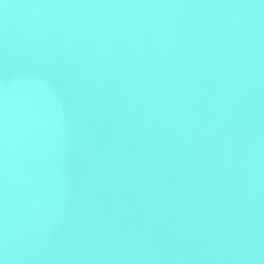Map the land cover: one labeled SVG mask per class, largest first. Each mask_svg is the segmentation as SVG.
<instances>
[{
  "label": "water",
  "instance_id": "1",
  "mask_svg": "<svg viewBox=\"0 0 264 264\" xmlns=\"http://www.w3.org/2000/svg\"><path fill=\"white\" fill-rule=\"evenodd\" d=\"M3 264H264V0H0Z\"/></svg>",
  "mask_w": 264,
  "mask_h": 264
},
{
  "label": "clouds",
  "instance_id": "2",
  "mask_svg": "<svg viewBox=\"0 0 264 264\" xmlns=\"http://www.w3.org/2000/svg\"><path fill=\"white\" fill-rule=\"evenodd\" d=\"M0 264H3V262H2V261H0Z\"/></svg>",
  "mask_w": 264,
  "mask_h": 264
}]
</instances>
